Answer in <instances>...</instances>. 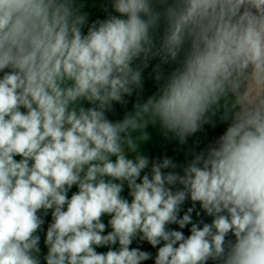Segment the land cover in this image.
Instances as JSON below:
<instances>
[{
    "label": "clouds",
    "instance_id": "1",
    "mask_svg": "<svg viewBox=\"0 0 264 264\" xmlns=\"http://www.w3.org/2000/svg\"><path fill=\"white\" fill-rule=\"evenodd\" d=\"M91 7L0 0V264L153 258L134 241L159 246L154 264H264V0ZM217 120L218 146L145 171L153 130L182 146ZM197 203L210 224L193 222Z\"/></svg>",
    "mask_w": 264,
    "mask_h": 264
},
{
    "label": "crops",
    "instance_id": "2",
    "mask_svg": "<svg viewBox=\"0 0 264 264\" xmlns=\"http://www.w3.org/2000/svg\"><path fill=\"white\" fill-rule=\"evenodd\" d=\"M104 2H109V1L108 0H94L96 7H91V8L86 9L87 11L91 12L92 18H97V17L104 18V14L99 8V5ZM151 63L155 64L156 61H152ZM150 73H151V65L144 72L145 86H144V91L141 93L142 99H147V97L155 90L154 81L150 78V75H149ZM136 98L137 97L135 93L133 94L132 97H125L124 99L128 101V104L124 107H122L120 104H114L115 111L112 113H109V118L112 119L113 121L123 119L124 112L131 111L132 103L135 102ZM227 127H228L227 123H221L219 122V120H217V125L214 128L209 125H205L204 130L196 133L193 136H189L187 144L182 145V146L178 144V141L164 139L163 136H161L160 134H158L157 132L153 130L152 139L145 146L144 154L148 155L149 160H150L149 169H146L145 171L150 170L153 157H157L161 160L164 157H169L178 164L186 165L187 162L192 159V156L190 154L186 156L185 155L186 153H189V151L197 144H198V147L196 148L197 152L201 150H206L209 145L218 146L217 141L219 137L226 132ZM164 171H172V169H165ZM176 171H180V169L178 168L176 169ZM75 190L76 189L74 187L73 191ZM69 195H71V193H69ZM122 195L125 196V198H128L129 200L131 199L128 196V189L126 186H125V191L122 193ZM188 207H191L190 201H186L185 204L182 205L181 215H183V212L186 211ZM197 211H201V215L196 216V213L193 212L192 213L193 222L203 221V223H209V224L212 222L213 217L208 216L206 213H204L200 209L198 203H197ZM44 219H45V224L42 226V231L39 233V235L41 236L40 247H41L42 257L43 255L47 254V248L44 245L43 240L46 235L47 227L51 223V212H49L48 216L45 217ZM203 223H200L199 226L203 227ZM169 228L175 229V230H181L184 232V235H186L188 232H190L191 225L186 226L184 229H179L178 225H169ZM229 235L231 236V234ZM136 246H140L141 250L146 251V248L151 245L147 244L146 242H144L143 244H139L138 241H134L132 247H136ZM106 251H107V248H106ZM154 257L155 255L150 260L149 264H154ZM142 264H144V262H142ZM208 264H213V262L209 261Z\"/></svg>",
    "mask_w": 264,
    "mask_h": 264
},
{
    "label": "trees",
    "instance_id": "3",
    "mask_svg": "<svg viewBox=\"0 0 264 264\" xmlns=\"http://www.w3.org/2000/svg\"><path fill=\"white\" fill-rule=\"evenodd\" d=\"M110 2V0H108ZM191 233L188 232L185 237H187L188 235H190ZM159 246H157V248H152V246H148L146 248V251H150L152 253V256H154L157 252V249H158ZM97 251H106V248H101V249H97ZM151 260V259H150ZM150 260L148 261H145L144 264H149Z\"/></svg>",
    "mask_w": 264,
    "mask_h": 264
}]
</instances>
